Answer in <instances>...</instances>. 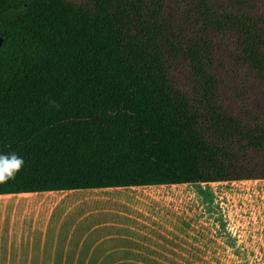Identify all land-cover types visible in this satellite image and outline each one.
Wrapping results in <instances>:
<instances>
[{"label": "trees", "instance_id": "obj_1", "mask_svg": "<svg viewBox=\"0 0 264 264\" xmlns=\"http://www.w3.org/2000/svg\"><path fill=\"white\" fill-rule=\"evenodd\" d=\"M0 195L264 180V0H0Z\"/></svg>", "mask_w": 264, "mask_h": 264}, {"label": "crops", "instance_id": "obj_2", "mask_svg": "<svg viewBox=\"0 0 264 264\" xmlns=\"http://www.w3.org/2000/svg\"><path fill=\"white\" fill-rule=\"evenodd\" d=\"M230 182L0 195V264H191L228 239Z\"/></svg>", "mask_w": 264, "mask_h": 264}, {"label": "rangeland", "instance_id": "obj_3", "mask_svg": "<svg viewBox=\"0 0 264 264\" xmlns=\"http://www.w3.org/2000/svg\"><path fill=\"white\" fill-rule=\"evenodd\" d=\"M226 191L231 205L230 215L222 217L223 229L247 235L225 241L207 259L211 262L191 264H264V180L230 182Z\"/></svg>", "mask_w": 264, "mask_h": 264}, {"label": "clouds", "instance_id": "obj_4", "mask_svg": "<svg viewBox=\"0 0 264 264\" xmlns=\"http://www.w3.org/2000/svg\"><path fill=\"white\" fill-rule=\"evenodd\" d=\"M24 164L23 158L15 153L10 155L0 154V183L14 179Z\"/></svg>", "mask_w": 264, "mask_h": 264}, {"label": "water", "instance_id": "obj_5", "mask_svg": "<svg viewBox=\"0 0 264 264\" xmlns=\"http://www.w3.org/2000/svg\"><path fill=\"white\" fill-rule=\"evenodd\" d=\"M1 44H2V38L0 37V47H1Z\"/></svg>", "mask_w": 264, "mask_h": 264}]
</instances>
